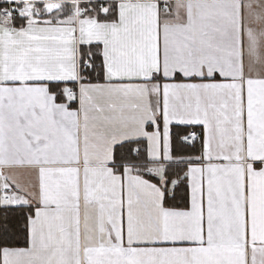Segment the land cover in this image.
I'll list each match as a JSON object with an SVG mask.
<instances>
[{
  "label": "snow or ice",
  "instance_id": "6c2138e0",
  "mask_svg": "<svg viewBox=\"0 0 264 264\" xmlns=\"http://www.w3.org/2000/svg\"><path fill=\"white\" fill-rule=\"evenodd\" d=\"M0 264H264V0H0Z\"/></svg>",
  "mask_w": 264,
  "mask_h": 264
}]
</instances>
